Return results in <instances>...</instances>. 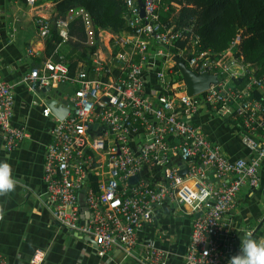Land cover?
<instances>
[{
    "label": "built area",
    "instance_id": "1",
    "mask_svg": "<svg viewBox=\"0 0 264 264\" xmlns=\"http://www.w3.org/2000/svg\"><path fill=\"white\" fill-rule=\"evenodd\" d=\"M26 2L34 7L39 0ZM124 3L130 35L98 30L87 12L75 11L56 23L62 43L53 56L24 77L45 118L53 114L43 91L74 87L61 101L70 112L64 120L56 118L44 164L53 215L62 227L93 239L101 258L120 249L137 264H165V253L154 246L143 255L136 248L158 209L175 203L197 217L185 264H228L239 253L235 236L227 233L239 194L246 187L264 192V104L256 98L264 95V76L241 59L224 61L197 50L198 40L190 53L178 49L176 42L186 35L162 21L170 10L164 0ZM76 17L85 25L84 45L98 50L92 72L80 64L72 76L61 51L72 39L69 25ZM51 24L36 15L44 39ZM176 58L197 76L215 75L218 82L190 96L180 71V79L173 75ZM15 104L16 86L0 74V131L8 152L28 137L26 128L13 124ZM202 109L235 122L248 159H231L205 135L194 120ZM136 176L134 185L130 180ZM46 256L37 250L28 264H44ZM0 264H6L1 257Z\"/></svg>",
    "mask_w": 264,
    "mask_h": 264
},
{
    "label": "crops",
    "instance_id": "2",
    "mask_svg": "<svg viewBox=\"0 0 264 264\" xmlns=\"http://www.w3.org/2000/svg\"><path fill=\"white\" fill-rule=\"evenodd\" d=\"M56 1L39 0L31 7L23 0H0V74L16 86L13 124L28 132L21 147L8 152L0 131V160L11 165L18 181L12 192L0 195V257L6 264H28L35 251L41 249L47 255L44 264H137L133 259H125L120 249L109 257H99L93 239L60 225L46 194L44 164L56 117L45 118L42 107L33 105L35 96L23 80L49 59L45 55L46 39L37 29L36 15L51 20ZM65 50L66 47L61 53ZM65 88L53 90L55 95L48 98L62 101L73 94V87L69 95ZM194 120L231 159L249 158L235 122L220 120L207 109L200 110ZM145 178L152 180L148 174ZM262 180L264 183V171ZM237 202L236 219L227 233L235 236L240 251V237L248 232L254 233L253 238L264 240V192L246 187ZM196 219L177 204L166 203L158 209L153 224L140 234L136 254L143 255L152 245L165 253V264H185Z\"/></svg>",
    "mask_w": 264,
    "mask_h": 264
},
{
    "label": "trees",
    "instance_id": "3",
    "mask_svg": "<svg viewBox=\"0 0 264 264\" xmlns=\"http://www.w3.org/2000/svg\"><path fill=\"white\" fill-rule=\"evenodd\" d=\"M26 2V0H23ZM51 18V30L46 38V57H52L62 39L57 21L67 19L75 11L87 12L98 30L114 35L131 34L128 27V11L124 0H58ZM170 10L162 17L164 23L175 25L186 35L184 41H177L176 47L186 52L195 40L197 50L209 52L214 58L241 59L254 66L258 76H264V0H164ZM71 41L66 43V53L61 54L68 64L71 75H75L83 64L92 72V55L98 47L84 45L85 25L76 17L69 25ZM235 46H232L233 43ZM58 56L54 60H58ZM180 79L179 70L173 71ZM264 104V95L256 94Z\"/></svg>",
    "mask_w": 264,
    "mask_h": 264
},
{
    "label": "clouds",
    "instance_id": "4",
    "mask_svg": "<svg viewBox=\"0 0 264 264\" xmlns=\"http://www.w3.org/2000/svg\"><path fill=\"white\" fill-rule=\"evenodd\" d=\"M17 183L11 165L0 160V195L12 192ZM240 240V251L229 259L228 264H264V240L253 238L251 233L240 237Z\"/></svg>",
    "mask_w": 264,
    "mask_h": 264
},
{
    "label": "water",
    "instance_id": "5",
    "mask_svg": "<svg viewBox=\"0 0 264 264\" xmlns=\"http://www.w3.org/2000/svg\"><path fill=\"white\" fill-rule=\"evenodd\" d=\"M141 7V17H145V11L143 4L139 1ZM176 63L182 77L184 78L190 96H196L203 93L205 90L209 89L212 84L218 82V78L215 75H201L197 76L194 72L189 70L181 59L176 58ZM44 94L48 93L47 90L43 91ZM46 106L51 109L52 114L59 120H64L65 117L69 114L70 110L67 109L64 102L58 101L56 99L48 98L46 101ZM187 170L181 171L182 175H185ZM140 180L139 176H136L130 180L132 184H137ZM123 254V253H122Z\"/></svg>",
    "mask_w": 264,
    "mask_h": 264
},
{
    "label": "rangeland",
    "instance_id": "6",
    "mask_svg": "<svg viewBox=\"0 0 264 264\" xmlns=\"http://www.w3.org/2000/svg\"><path fill=\"white\" fill-rule=\"evenodd\" d=\"M65 53H66V50H65ZM74 88V87H73ZM64 92L67 94V95H69V94H71L72 93V87H70V86H66V88L64 89ZM44 96H47V98L48 97H52V96H54L55 95V93H53V92H48L47 94H43ZM225 133H226V136H227V138L229 139L230 138V136L228 135V133L225 131ZM236 135V134H235ZM239 135H240V133H239ZM231 141V140H230ZM233 144H234V142L233 141H231ZM239 148H241V146H239V145H237ZM81 203L82 204H84L85 205V196L84 195H82V197H81ZM253 203H254V201H253Z\"/></svg>",
    "mask_w": 264,
    "mask_h": 264
}]
</instances>
